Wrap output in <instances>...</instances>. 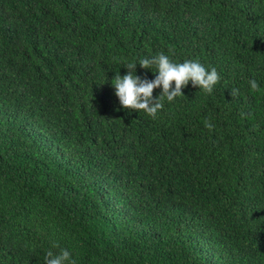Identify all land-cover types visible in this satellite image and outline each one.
Segmentation results:
<instances>
[{
    "label": "trees",
    "instance_id": "obj_1",
    "mask_svg": "<svg viewBox=\"0 0 264 264\" xmlns=\"http://www.w3.org/2000/svg\"><path fill=\"white\" fill-rule=\"evenodd\" d=\"M161 52L219 83L124 109L123 61ZM54 241L76 264H264V0H0V264Z\"/></svg>",
    "mask_w": 264,
    "mask_h": 264
},
{
    "label": "clouds",
    "instance_id": "obj_2",
    "mask_svg": "<svg viewBox=\"0 0 264 264\" xmlns=\"http://www.w3.org/2000/svg\"><path fill=\"white\" fill-rule=\"evenodd\" d=\"M115 59L117 62L121 61L119 57ZM137 64L144 69H152L156 73L155 78L147 79L137 75ZM123 66L128 69L127 74L121 75L119 71L112 79L115 95L120 105L124 109L143 111L153 119L164 108L165 99L172 102L176 97L184 95L182 89L187 87L189 82L193 87H198L205 93L211 94L214 86L220 81L215 67L209 70L199 60L192 59L176 62L164 52L152 58H139L136 61L124 60ZM249 85L252 92H256L260 87L255 79L249 80ZM157 88H161L162 91L159 96L154 97V90ZM238 91V89L232 90V95H237ZM203 122L209 131L214 128L210 119H205ZM53 249H58V251H53ZM45 264H76V261L72 259V254L67 248H61L59 243L54 241L45 254Z\"/></svg>",
    "mask_w": 264,
    "mask_h": 264
}]
</instances>
